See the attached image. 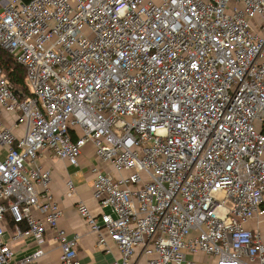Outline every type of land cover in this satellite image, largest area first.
Here are the masks:
<instances>
[{
	"label": "built area",
	"instance_id": "1",
	"mask_svg": "<svg viewBox=\"0 0 264 264\" xmlns=\"http://www.w3.org/2000/svg\"><path fill=\"white\" fill-rule=\"evenodd\" d=\"M0 49L24 69L17 92L0 67V264L11 243L54 229L61 264L79 236L58 226L48 150L80 167L91 144L92 194L76 210L96 244L127 264H264V0H4ZM5 149L1 155V149ZM73 191L72 181L65 182ZM14 224L10 240L3 221ZM106 232V235L104 232Z\"/></svg>",
	"mask_w": 264,
	"mask_h": 264
},
{
	"label": "crops",
	"instance_id": "2",
	"mask_svg": "<svg viewBox=\"0 0 264 264\" xmlns=\"http://www.w3.org/2000/svg\"><path fill=\"white\" fill-rule=\"evenodd\" d=\"M4 0H0V9ZM15 121L13 113L0 111V128L11 126ZM5 149H1V155H4ZM38 162L43 166L51 169V191L57 203L59 204L62 215L59 218L58 226L70 235L77 234L79 236L77 250L78 264H111L114 262L121 263V256L117 247L109 242L110 251L106 253L101 247L96 244V236L90 233L85 222L79 216L76 210V202L84 201L91 214L99 215L100 212H109L108 208H102L97 204L92 194L93 175L89 170L90 165L98 164L106 170L107 165L99 161L91 144H86L81 152L80 167L69 165L66 161L58 159L48 150H43L40 153ZM67 179L72 181L74 190L68 191L65 185ZM10 219V218H9ZM247 225L252 228H258L264 238V217L257 216L252 218ZM5 240H10L13 232L14 224H11L8 218L3 221ZM54 229L46 228L41 241L35 240L33 237L14 241L11 243L14 256L20 259L30 253H33L38 248H41L43 254L35 261L29 264H61L60 248L57 241L54 239ZM106 235V232L103 231ZM212 260L202 252L190 253L185 252L184 262L181 264H212ZM127 264H146V256L140 248L135 250Z\"/></svg>",
	"mask_w": 264,
	"mask_h": 264
},
{
	"label": "trees",
	"instance_id": "3",
	"mask_svg": "<svg viewBox=\"0 0 264 264\" xmlns=\"http://www.w3.org/2000/svg\"><path fill=\"white\" fill-rule=\"evenodd\" d=\"M27 1V0H25ZM0 67L3 70L6 78L12 84L14 90L19 92H25L24 85V69L23 67L11 59L4 51L0 49ZM9 222L13 224L12 220Z\"/></svg>",
	"mask_w": 264,
	"mask_h": 264
}]
</instances>
